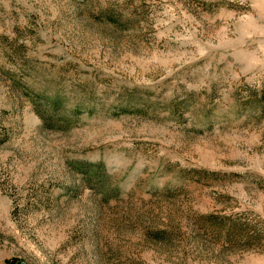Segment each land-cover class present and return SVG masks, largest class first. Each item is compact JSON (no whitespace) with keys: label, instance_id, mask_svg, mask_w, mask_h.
<instances>
[{"label":"rangeland","instance_id":"rangeland-1","mask_svg":"<svg viewBox=\"0 0 264 264\" xmlns=\"http://www.w3.org/2000/svg\"><path fill=\"white\" fill-rule=\"evenodd\" d=\"M0 264H264V0H0Z\"/></svg>","mask_w":264,"mask_h":264}]
</instances>
